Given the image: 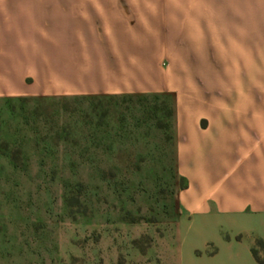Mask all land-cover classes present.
<instances>
[{
    "label": "crops",
    "instance_id": "1",
    "mask_svg": "<svg viewBox=\"0 0 264 264\" xmlns=\"http://www.w3.org/2000/svg\"><path fill=\"white\" fill-rule=\"evenodd\" d=\"M173 98L176 264H260L264 0H0V97Z\"/></svg>",
    "mask_w": 264,
    "mask_h": 264
},
{
    "label": "rangeland",
    "instance_id": "2",
    "mask_svg": "<svg viewBox=\"0 0 264 264\" xmlns=\"http://www.w3.org/2000/svg\"><path fill=\"white\" fill-rule=\"evenodd\" d=\"M173 111L166 95L0 97V264H176L203 231L175 226Z\"/></svg>",
    "mask_w": 264,
    "mask_h": 264
},
{
    "label": "trees",
    "instance_id": "3",
    "mask_svg": "<svg viewBox=\"0 0 264 264\" xmlns=\"http://www.w3.org/2000/svg\"><path fill=\"white\" fill-rule=\"evenodd\" d=\"M259 248L264 250V240L263 239H256L254 246L252 247V254L256 261L260 264H264V256L260 255Z\"/></svg>",
    "mask_w": 264,
    "mask_h": 264
}]
</instances>
